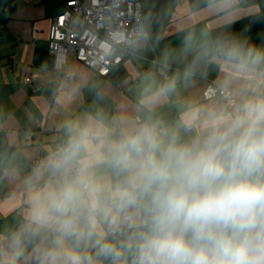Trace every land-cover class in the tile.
Returning a JSON list of instances; mask_svg holds the SVG:
<instances>
[{
  "label": "clouds",
  "instance_id": "9594fccd",
  "mask_svg": "<svg viewBox=\"0 0 264 264\" xmlns=\"http://www.w3.org/2000/svg\"><path fill=\"white\" fill-rule=\"evenodd\" d=\"M247 6L196 0L189 17L204 11L219 30L183 29L133 105L64 120L27 171L18 150L0 153V169L23 177L0 264H264V40L227 30ZM151 29L149 13L133 51L154 50ZM210 73L208 92L179 100Z\"/></svg>",
  "mask_w": 264,
  "mask_h": 264
},
{
  "label": "crops",
  "instance_id": "0c3cea01",
  "mask_svg": "<svg viewBox=\"0 0 264 264\" xmlns=\"http://www.w3.org/2000/svg\"><path fill=\"white\" fill-rule=\"evenodd\" d=\"M64 2L0 0V27H3L0 38V153L18 150L25 171L54 146L64 120L80 116L96 106L115 114L133 105L142 78L130 90L123 89L164 49L178 50L183 29L207 26L219 30V22L204 11L189 17V9L196 0H141L143 15L150 13L152 17L153 37H162L154 50L152 47L143 49L142 60L125 58L121 63L124 74L108 77L98 75L68 54L63 66L68 78L60 79L61 72L54 66L55 58L49 52L48 39L51 25L63 11ZM244 17L227 30L245 34L252 42L261 44L264 40V0H248ZM11 54L14 61L9 71ZM27 74H37L42 83L39 89L23 82ZM214 80L215 73H210L206 81H197L187 91L182 89L179 100L187 96L199 98ZM159 112L165 119H174L177 107L164 106ZM22 178L0 169V232L15 222L14 202L10 197Z\"/></svg>",
  "mask_w": 264,
  "mask_h": 264
},
{
  "label": "built area",
  "instance_id": "2783aa9c",
  "mask_svg": "<svg viewBox=\"0 0 264 264\" xmlns=\"http://www.w3.org/2000/svg\"><path fill=\"white\" fill-rule=\"evenodd\" d=\"M29 2V0H24ZM144 17L141 0H65L63 11L53 21L48 49L54 56V66L61 72L60 79H67L63 71L66 56L72 57L91 67L102 77L122 63L125 58L144 59L142 50L133 51L130 43L135 29ZM3 27H0V38ZM19 40V38H15ZM14 56L8 57V70H12ZM139 70L123 89L130 90L137 81L153 67ZM23 82L39 89L42 83L37 74H27ZM213 83L207 87L208 92ZM34 161L33 165L38 163Z\"/></svg>",
  "mask_w": 264,
  "mask_h": 264
},
{
  "label": "trees",
  "instance_id": "16d2710c",
  "mask_svg": "<svg viewBox=\"0 0 264 264\" xmlns=\"http://www.w3.org/2000/svg\"><path fill=\"white\" fill-rule=\"evenodd\" d=\"M256 43V42H254ZM124 74V69L122 68V65L119 64L118 66L114 67L111 72L109 73V75H107L106 77L110 76V75H118V76H122Z\"/></svg>",
  "mask_w": 264,
  "mask_h": 264
},
{
  "label": "rangeland",
  "instance_id": "374dc122",
  "mask_svg": "<svg viewBox=\"0 0 264 264\" xmlns=\"http://www.w3.org/2000/svg\"><path fill=\"white\" fill-rule=\"evenodd\" d=\"M129 61H131V60H129Z\"/></svg>",
  "mask_w": 264,
  "mask_h": 264
}]
</instances>
